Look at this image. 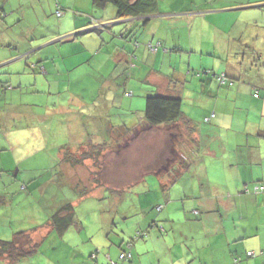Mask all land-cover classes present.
<instances>
[{
	"label": "crops",
	"instance_id": "crops-1",
	"mask_svg": "<svg viewBox=\"0 0 264 264\" xmlns=\"http://www.w3.org/2000/svg\"><path fill=\"white\" fill-rule=\"evenodd\" d=\"M34 1L42 7L37 9L35 5L36 22L29 21L30 27L27 29L26 6L27 3ZM85 1L79 0L83 4ZM54 2L58 7L59 4H63L60 0L58 2L0 0V149L9 141L7 132L13 130L18 133L27 129L23 119L26 121L29 119L32 124L37 121L40 126L43 124L48 126L47 119L52 111L45 117L46 115H35L22 110L27 108L23 103L27 101L26 96H31L38 86L52 84L49 83V78L52 77L49 74L50 65L40 62L37 57L43 49L52 46L55 55L63 53L78 55L84 52L83 48H86L91 54L82 60V64L92 61L94 55L102 50L107 52L112 64H117V67L124 62L130 63V68L120 67L119 73L116 72L111 80L110 78L106 80L110 84L103 98L106 100L115 93L114 103L121 101L122 96L127 94L126 87L128 88L130 82L125 83L124 78L130 79V75L139 70L134 68L136 56L132 53L141 57L145 55L147 63H150V69L145 75L142 72L141 80L147 88L144 89L140 83L138 91L145 95L148 91L170 95L175 90L172 80L182 83L189 80L192 85H196L195 90L188 89L186 84L180 92V97L183 99V105L185 103L188 109L190 107L198 109L195 113L199 117L193 118L188 110L186 113L184 111L193 120L196 140L193 146L184 145L185 148L181 149L180 156L183 161L178 165L179 170L167 169L164 171L165 176L155 173L154 168L150 172L156 178L153 182L150 181L152 182L150 202H146V207L151 205L154 211L158 212L155 207L162 204L166 212L156 215L162 217L160 220L154 216V213H151L150 218L147 219L149 225L153 221L160 222L165 231L160 233L154 226L150 228L147 237L149 241L145 248L139 244L135 245L136 255L133 253V245L131 254L135 264H144L148 253L152 255L149 256L147 264H234L235 258L241 259L239 264H264V256L260 255L264 249V193L260 195L253 193L256 184L264 183V99L253 97L249 80L244 78L243 72L244 68L247 69L245 65L251 63L254 64L252 70H261L257 74V78L261 80L254 86L261 87L264 92V0H162L158 14L150 17L151 23L149 21L147 25L140 23L147 19L144 17L116 19V11L112 7H106L101 11L84 7L79 11L83 13L82 16H78L69 12L72 7L69 5L67 11H64L65 15L70 13L71 18L63 25L65 36L58 41L59 30L55 36L46 40V42L51 41L52 44L45 46L42 40L48 32L49 21H45L44 16L54 8L56 5ZM89 3L92 6L91 0ZM87 16L92 18L89 23ZM93 20L98 24L92 25ZM123 24L125 27H122ZM135 27L142 29L139 30V40L135 41L138 45L124 42L122 39L118 40L119 36L129 37L130 31L136 29ZM93 28L102 30L99 33L101 39L92 35L89 46H85L84 43L77 45L78 41L73 43V47H62L66 42L64 40L71 38L72 32L85 29V33ZM159 41H164L168 49L176 45L184 50L177 52V56L186 57L183 65L180 66V71L176 70L178 69L176 64L175 72L168 70L165 62L166 58H170L173 65V58L168 57L173 50H169L171 52L168 53L165 49V53L162 52L167 54L164 55L165 58L160 53L157 55L151 53L152 55L147 57L150 53L147 46L156 45ZM161 56L166 71L162 66L158 68L155 64V60ZM53 57L55 56L46 59L48 62H51V59L55 61ZM70 57L64 58L62 62H66ZM200 70L213 71L217 74L227 73L234 80V84L231 87L220 88L216 81L207 76L202 78L204 80L202 81L194 76V73ZM118 79H120L119 84L116 83ZM118 87L125 88L124 94ZM134 93L131 92V95L133 96ZM48 108L50 109L51 106L48 105ZM113 108L118 109L115 105ZM55 110L57 111L58 108ZM206 119H210V122H206ZM129 127L136 128V123H131ZM155 128L157 127H150V134L155 132ZM114 129L108 126L107 134L111 135L109 143L117 141L113 137ZM127 129L129 130L126 128L122 133H128ZM1 130L4 134H1ZM120 130L122 128L116 131ZM73 132V129L68 128L66 134L69 136ZM69 140L72 141V137ZM69 140L66 145L62 144L54 148L61 147L64 152L65 149L70 148ZM92 144L101 146L105 143L84 142L78 146L76 143L71 147L73 152L82 155L85 148L90 149ZM117 144L118 142L115 145ZM8 158V155L0 153V170L3 165H7ZM16 162L20 164L23 161L19 159ZM186 164H188L187 168H185ZM174 174L179 175L178 182L169 186L168 182ZM46 175L48 182H56L57 179L52 172L44 176ZM43 177L35 178V184L30 191L31 194L41 192L47 198L51 195H48V192L44 193V187L41 185ZM29 179H32L29 175L24 177L26 182ZM20 180L23 178L21 177ZM81 196L82 200L88 198L84 194ZM78 201L79 199L72 202L65 201L59 205L53 202L50 203L52 206L45 208V211L38 209L36 216L40 212L46 214V210L50 216L65 204L74 205L77 224L61 234L54 232L49 224H44L43 220L48 216L45 218L40 216V220H37L34 219L35 217H27L24 212L23 220L19 223L28 222L30 224L28 230L36 228L32 234H35L33 239L39 241L41 247L38 254L22 264H92L90 260L92 256L96 257L98 264H102L104 258L101 259L98 249H104L105 246L97 242L94 237H90V229L87 226H91V223H85L83 216L81 218L78 216L76 209L82 205L78 204ZM103 206L104 204L100 207ZM126 206L130 207V204L116 201L114 204L117 208L116 214L118 215V211ZM90 213L85 214L86 221L91 219ZM9 215L7 210L1 211L0 216L3 217H0V221L7 223ZM115 223L117 224L116 221ZM72 230H76L78 234ZM139 230H145L141 228V224L137 227V231ZM13 236L10 231H5L1 233L0 240L8 241ZM122 238L121 236L120 243L116 241V244L112 243L113 247L124 245L126 240ZM87 244L93 245L96 249V252L93 251L92 256L89 257L87 254L90 250L85 249ZM113 247L107 249L106 254L108 258L117 260L113 258L116 255ZM248 252H254L256 257H246ZM158 255H162L159 260ZM162 257L166 259L164 263ZM0 264L7 263L0 260Z\"/></svg>",
	"mask_w": 264,
	"mask_h": 264
},
{
	"label": "rangeland",
	"instance_id": "rangeland-1",
	"mask_svg": "<svg viewBox=\"0 0 264 264\" xmlns=\"http://www.w3.org/2000/svg\"><path fill=\"white\" fill-rule=\"evenodd\" d=\"M56 1L58 2V0ZM60 1L63 2V4H59L60 6L63 5L61 9L60 6L58 7L56 2H54V4H56L54 8L44 16L45 21H49V24H47L48 32L45 33L46 35L42 40L45 46L46 44H52L51 41L46 42V40L55 36L59 30L58 41L65 36L66 32H63L65 31L63 25L67 20L71 19L69 17L70 13L82 16L83 13H79V11L84 7H89L94 10L89 3L90 0H86L88 2L85 1L84 4L79 2V0L76 3L74 0ZM35 5H37V9L42 7H39L36 1L27 3L25 18L27 29L30 27L29 21L36 22ZM69 5L72 6L69 10L70 13L65 15L64 11H67V6ZM91 20L92 18L88 17L87 22L89 23ZM84 30L74 31L72 35L68 33L71 35L70 39L76 41L73 42L69 38H66V43L63 44L62 47H73V43L78 41L79 44L77 45L84 43L85 46H89V44H91L92 39H90V37L92 35L84 34ZM80 33L82 34L79 35ZM27 35L29 36L30 34ZM60 43H62V41ZM83 50L84 52L78 55H72V53L55 55L52 46L43 49L39 55H37L38 59L43 60L55 56L53 57L55 61L52 59L50 60L54 64L46 60L42 62L50 65L49 74H51L52 77L49 78V83L52 84L49 86L42 85L37 87V91L42 92L38 95L40 97L39 101L32 96H26L27 101L23 103L27 105V108L22 110L43 116L44 106L47 103L51 106L52 113L49 119H47V132L44 133L47 139L48 137L50 138V142H54L53 146L66 145L71 137L72 141L69 140V146H74L76 143V146H78L80 143L82 144L84 142L86 144L108 143V141L111 140V135L107 134L108 126L115 128L113 137L117 141L109 143L106 150L100 151L101 153L99 156H97L98 152L91 155L95 156L91 160L82 158L80 153L74 151L75 154L73 159L69 161L68 168L63 167L64 163H61L60 159H55L54 157V160H51V154L55 155L58 148L52 150V147H50L51 144H49L48 148L45 147L41 128L35 131V135L34 128H29L32 124L30 123V125H28L29 133L27 136V139L30 138L27 141V145L32 146L33 150L42 149L45 151L46 155L44 156H47L46 160L49 162V168L57 179L55 183L48 182L47 179H42L41 181V185L44 187V193L48 192L49 195H51L47 197L50 198V203L56 202V199L59 197H62L64 202H72L73 200L76 201L79 199L78 204L82 205L76 209L78 216L80 218L83 216V221L85 223H91V226H87L88 229H90V237H94L97 242L105 246L104 249H98L100 251L99 256H101V259L104 258L102 264H112L111 258L107 257L106 250L112 249V243L115 241L120 243L121 236L123 240H126L124 246L122 245L126 252L132 250V248L130 249L127 245L130 240L135 243L133 248V253L135 255L137 254L134 251L135 245L139 244L145 248L149 240L147 238L145 240L141 238L137 240L135 238L138 232L137 227L141 224V228L147 230L149 228V221L147 218H150L151 213H154L156 217L158 213L164 214L166 212V208L162 204H160L162 210L158 212H155L151 205L146 207V202H150V186L152 185L153 179L156 178V176L150 174V172H152L151 170L154 168L155 173H160L165 176L164 171L167 169L179 170L178 165L183 161L180 156L182 154L181 149H184L185 146H193L195 144L196 134L190 131L187 127L188 125H185L184 122L174 125L173 127H157L155 128V132L150 134L152 128L150 129V126L145 124L147 123L145 118L143 119L146 97L145 93L138 91L139 83L137 82L142 79L143 70L140 67L143 61H141L140 64L137 62V66H139L137 77L135 75L137 71H134L133 75H130V79L124 78L125 83L128 81L130 82L128 88L126 87L128 90L127 94H124L126 91L124 87H118V89H122L124 95H120L122 96L121 101L114 103L113 97H115V93H112L113 97L109 96L106 100L103 98V96L107 94L106 89L110 84V82L108 83L106 80L112 76L114 70V65L111 62L112 60L109 58L108 54L102 50V52L94 55L92 61L82 64V60L91 54V51L86 48H83ZM66 57H70V61H68V59L66 62H62ZM184 58L186 57H174L172 61L173 66L168 67V70L175 72L174 65L176 64L178 66L176 70L180 71V66L183 65ZM156 65L158 68L162 66L163 70L166 71L161 57H159V61ZM119 80L120 79L116 81L117 84H119ZM185 82H187L188 89L195 90L196 85H192L189 80ZM197 84L199 86L198 82ZM112 85L114 88L116 87L114 82ZM183 85L185 86L184 82ZM184 86H182L183 89ZM133 91L135 93L132 96L131 92ZM185 91L187 92V89ZM43 101L46 102L43 103ZM32 105H35V107H32ZM114 105L117 106L118 109L113 108ZM55 108H58V110L56 111ZM187 110L192 114L191 116L193 118L199 117L198 114L195 113L198 109H194V107L188 109L187 105L184 103L183 111L186 113ZM23 121L28 123L30 120L27 119L26 121L23 119ZM131 123H136V128L130 129L129 126ZM50 128H52V130ZM68 128L73 129L74 132L72 135L68 136L66 134ZM120 128H122V130L117 132L116 130ZM126 128H129V130L127 129L128 133H122ZM3 129H7V127H3ZM1 134H4L3 130H1ZM116 142H118L117 145H115ZM183 144L185 146H183ZM14 151L19 156H22L19 148ZM86 151H90L88 147L85 148L84 153ZM28 158L29 157L24 158L22 163V166H24L23 168L28 170V172H30V170H36V172L44 174L43 162L41 161L35 166L29 161L31 165H28ZM151 180L152 182H150ZM37 194L43 195L41 192ZM81 194H84L88 198L82 200ZM117 199L126 202V204H130V207L126 206L123 210L118 211V215L116 214L117 208L114 207L115 202L118 201ZM40 201L41 200L36 197V194L32 196L33 204L31 209H26L27 217H35L34 219L40 220V216L44 214L40 212L39 215L36 216L38 209L44 211V208H40L42 207ZM28 202L29 200L27 203ZM62 203L59 201L56 204L59 205ZM102 204H104V206L100 207ZM87 212H91L89 214L91 215L90 221H86L84 218ZM156 218L160 220L162 217ZM26 224V222L16 224L15 228H26ZM72 232L78 234L76 230H72ZM106 234H108L107 237ZM85 249L90 250L87 254L88 257L93 251L96 252V249H94V246L91 244H87ZM120 250L119 246L113 247V251L116 252L113 258H117V260L114 261H118ZM151 255L152 254L148 253L145 256L144 264H147L148 258ZM161 256L162 255H158L157 259L159 260ZM165 261L166 259L162 257V262L164 263ZM240 262L241 259H239L237 263L234 261V264H239ZM121 264H135V262L132 258V263L124 261Z\"/></svg>",
	"mask_w": 264,
	"mask_h": 264
},
{
	"label": "trees",
	"instance_id": "trees-1",
	"mask_svg": "<svg viewBox=\"0 0 264 264\" xmlns=\"http://www.w3.org/2000/svg\"><path fill=\"white\" fill-rule=\"evenodd\" d=\"M162 0H91L92 3V7L94 8V10L96 11H101L103 9H105L106 7H112L115 9L116 11V19L118 20H129V19H137L140 17H144L147 18L146 20L140 21V23L142 25H147L151 20L149 19L150 17L158 14V7L159 4ZM61 9V8H60ZM173 13V12H171ZM264 13V12H263ZM92 25L94 24L97 25L98 23L93 20ZM122 27H125V24L122 25ZM136 28V27H135ZM138 29V30H137ZM139 30L141 31L142 29L140 28H136V29H132V31H130V36L129 37H123L119 36L117 37L118 40H123L124 42H129V43H134V45H138L135 41L139 40ZM254 31H256V29H253ZM90 31V30H89ZM100 30L99 28L96 29H92L90 32L86 31L84 34H91L94 37L100 38ZM99 32V33H98ZM257 32V31H256ZM262 31H259V33H261ZM264 32V30H263ZM82 33H80L79 35H81ZM122 35V34H121ZM65 41V40H64ZM66 43V42H65ZM148 51L150 53H148L147 57L149 58L150 55H152L151 53H154L153 55H157L158 53H160V55L164 56L167 54H163L165 53V49L169 52V50H173V53H169L168 57L174 58L177 56V52H184V50L180 49L178 46H173L172 49H168V47L166 45H164V41H159L156 45H148ZM159 51V52H158ZM106 52V51H105ZM163 52V53H162ZM107 53V52H106ZM133 56H136V64L133 63L134 68H139V66H137V62L140 64L141 62V69L143 70L144 75L146 74V72H148V69H150V63H147L145 58V55L138 56V55H134V53H132ZM162 56H161V61H162ZM195 56V55H193ZM166 56H164L165 58ZM147 58V59H148ZM157 58V56H156ZM48 61L46 58L41 60L40 62L43 61ZM159 61V57L158 59L155 60V64H157ZM165 62L167 64L168 67H172L173 65H171V61L170 58H166ZM248 62V61H247ZM129 64H126L124 62V64H121L119 67H117V64H114V70L112 73V76L110 78H112L114 76V74L117 72L119 73L120 71V67H129ZM253 63L250 64H246L245 66H247V69L244 68L243 72H244V78L249 80V86H251V93L253 95V97L255 99H264V92L262 91L261 87H255L254 84L257 83V81H260V78H257V74L260 73L261 70L256 71V69H251L253 67ZM130 68V67H129ZM153 68V66H152ZM132 69V68H131ZM155 71V70H154ZM126 73V71H125ZM138 73V71H137ZM137 77V74H135ZM194 76H196L197 78H200L202 81H204L202 78H205V76L209 77L211 80H214L218 83L219 87H231L234 84V80L231 79L227 73H222V74H217L214 73L213 71H206V70H200V71H196L194 73ZM187 81V80H186ZM140 85V83H142L143 81L140 79L137 81ZM180 81H175L172 80L171 83L174 84L175 86V90H173V93L170 95H160L157 92L154 91H148V93L145 95L146 97V105L144 108V117L145 121L147 122V125L150 127H162V126H169V127H173L174 125H178L181 122H184L185 125H188V129L192 132L195 131V126L193 125V120L190 119L183 111V99L180 97V92L182 91V86L183 83ZM187 84V82H185V85ZM143 88L146 89L147 87L144 85V83H142ZM31 88V87H30ZM140 88V87H139ZM42 93V92H40ZM39 91H33L31 93V96L36 99L37 101L40 100V97L38 96ZM46 101H43V103ZM42 104V103H41ZM35 106V105H34ZM44 111L43 114L46 115L45 117L48 116V113H51L52 108H48V103L44 106ZM47 112V114H46ZM43 115V116H44ZM206 122H210V119H206ZM30 123L32 122H28L26 123V130L21 131V132H14L13 130H11L10 132H7L9 134V141L5 142L1 149H0V153L1 154H6L8 155V159H10L8 161L7 159V165H3L2 169L0 170V212L2 211H8L9 215V221L6 223L5 222H1L0 221V228H1V233H4L5 231H10L13 236V238L11 240H0V260L3 262H6L7 264H22L23 262H26V260L31 259L32 257H34L36 254H38L39 252V248L41 247L40 242L36 241L33 239V232L34 230H36V228L33 229H29L30 224L27 222V224L29 225H25L26 228H19V229H15V225L19 223V221H22L23 219V215L24 212H27L26 209H31L32 208V196H34L35 194H31V191L33 187V185L35 184V178L37 176H44L45 174H50V172H52L49 168V162H47L46 157L44 156L46 155L45 151H43L42 149H36L33 150L32 146L27 145V141L30 139H27L28 136V125H30ZM25 125V124H24ZM35 126V127H34ZM30 127V126H29ZM32 128H34V134L35 131L39 128L42 129V134H43V141H45V147H52V150L54 149L55 146H53L54 142L51 141L49 142V137L48 139L46 138V134L44 132H47V127L45 124H43L42 126H40V123H38L37 121L34 122L31 125ZM30 127V128H31ZM31 134V133H30ZM32 134V135H34ZM36 135V134H35ZM23 138V139H22ZM108 143L102 144L101 146L98 145H93L92 147L89 149V152H82L81 157L88 160V159H93L95 156H91L93 154H95L96 152H98L97 156L100 155V151H103L104 149L106 150V148L109 146ZM184 146V144H183ZM20 149L21 150V154L22 156H19L14 150L16 149ZM33 150V151H31ZM72 152H71V151ZM31 151V152H30ZM92 151V152H91ZM58 154L57 152L55 153V155H52L51 153V160L55 159H60L61 163H64L63 167L64 168H68L69 166V161L73 159L74 156V152L72 150V147L70 146V148H67L64 150L63 152V148H59L58 149ZM15 154V156H14ZM49 154V155H50ZM85 154V155H84ZM29 157L27 160L28 165L29 161H31L32 164H34L35 166H37L41 161L45 162L43 164V170H44V174L38 173L35 171H31L28 172V170H26L25 168H23L24 166H22L21 162L20 164H17L16 160L19 161V159L21 161L24 160V158ZM41 157V158H40ZM16 158V160H14ZM53 163V162H52ZM188 164L185 165V168H187ZM53 170V169H52ZM29 175L30 177H32V179H29L28 182H26L27 180L24 181V177H27ZM179 175H175L170 178L169 180V186H173L175 185L177 181ZM21 177L23 178V180H20ZM48 175L44 176L43 179H47L48 180ZM38 183V182H37ZM253 193L254 194H263L264 193V183L261 184H256L253 187ZM49 195V193H47ZM36 197H38L40 201V204L42 207L40 208H45L47 206H50L52 204H50V198H46V196L44 195H38L36 194ZM46 198V199H45ZM29 200V202L27 203V201ZM64 202L62 197H59L58 199H56V202ZM158 207H161V205H158L156 207L157 211H161L162 207L160 210H158ZM26 210V211H25ZM44 213V212H43ZM42 216H44V218L46 216H48L46 219H44V224H49V226L51 228H53L52 230L54 232H58V233H64L66 232L68 229H70L71 226H76L77 222H76V217H75V207L73 204L68 203L65 204V206L61 207L57 212H55L53 215L51 214L49 216V212L46 210V214H42ZM3 217V216H0ZM6 223V224H5ZM43 224V225H44ZM157 228L159 230L160 233H163L165 230L162 226V224L160 222L157 221H153L151 222V224L149 225V228L147 230H143V231H138L136 233V239H146L149 236V230L150 228ZM4 227V228H3ZM76 228V227H75ZM21 229V230H20ZM127 245L129 246V248L131 249L132 246L134 245V241L130 240L128 241ZM118 246V245H117ZM124 246V245H123ZM119 248L121 249L119 252V258L118 261H114L112 259L111 262L112 264H121L122 262H126L128 261L129 263H132V254L131 251L126 252L122 245H119ZM249 253V252H248ZM248 253H246V257L248 258H253L256 257V254L254 253L253 256H248ZM127 255H130V257H127ZM260 255L264 256V249L260 252ZM92 256V255H91ZM95 256V255H94ZM90 260L92 261V264H98V261L96 259V257H90ZM239 260V258H235V262L237 263Z\"/></svg>",
	"mask_w": 264,
	"mask_h": 264
},
{
	"label": "built area",
	"instance_id": "built-area-1",
	"mask_svg": "<svg viewBox=\"0 0 264 264\" xmlns=\"http://www.w3.org/2000/svg\"><path fill=\"white\" fill-rule=\"evenodd\" d=\"M160 209H161V207H158V210H160ZM253 255H254L253 252H249V253H248V256H250V257L253 256ZM127 257H130V255H127Z\"/></svg>",
	"mask_w": 264,
	"mask_h": 264
}]
</instances>
